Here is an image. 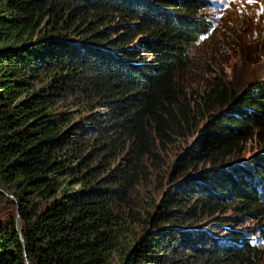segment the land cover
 I'll list each match as a JSON object with an SVG mask.
<instances>
[{
	"label": "trees",
	"instance_id": "trees-1",
	"mask_svg": "<svg viewBox=\"0 0 264 264\" xmlns=\"http://www.w3.org/2000/svg\"><path fill=\"white\" fill-rule=\"evenodd\" d=\"M209 8L0 0V264L260 263L264 79L194 61Z\"/></svg>",
	"mask_w": 264,
	"mask_h": 264
},
{
	"label": "rangeland",
	"instance_id": "rangeland-1",
	"mask_svg": "<svg viewBox=\"0 0 264 264\" xmlns=\"http://www.w3.org/2000/svg\"><path fill=\"white\" fill-rule=\"evenodd\" d=\"M207 18L212 27L191 50L194 61L205 64L207 72L216 73L240 85L264 79V0H209ZM264 148V139L256 135L248 138L242 149L229 158L243 161ZM226 217L238 218L234 229L249 233L250 241L261 249L264 264V239L261 229L264 216H237L225 213ZM221 234L220 230L215 231Z\"/></svg>",
	"mask_w": 264,
	"mask_h": 264
},
{
	"label": "water",
	"instance_id": "water-1",
	"mask_svg": "<svg viewBox=\"0 0 264 264\" xmlns=\"http://www.w3.org/2000/svg\"><path fill=\"white\" fill-rule=\"evenodd\" d=\"M0 191L5 194V192H3V190L0 189Z\"/></svg>",
	"mask_w": 264,
	"mask_h": 264
}]
</instances>
